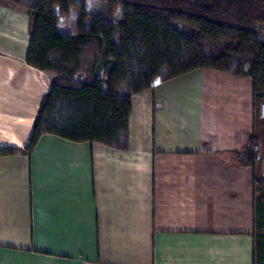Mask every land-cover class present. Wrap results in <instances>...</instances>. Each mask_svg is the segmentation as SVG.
Wrapping results in <instances>:
<instances>
[{"label":"crops","instance_id":"1","mask_svg":"<svg viewBox=\"0 0 264 264\" xmlns=\"http://www.w3.org/2000/svg\"><path fill=\"white\" fill-rule=\"evenodd\" d=\"M31 25L0 0V148L22 150L0 155V264H255V171L235 157L259 136L252 79L174 73L132 96L125 146L26 151L52 86Z\"/></svg>","mask_w":264,"mask_h":264},{"label":"trees","instance_id":"2","mask_svg":"<svg viewBox=\"0 0 264 264\" xmlns=\"http://www.w3.org/2000/svg\"><path fill=\"white\" fill-rule=\"evenodd\" d=\"M5 1L31 16L26 61L52 78L26 151L46 133L125 146L132 96L174 73L248 76L255 107L264 100V0H100L93 9L88 0ZM258 145L253 133L237 162L255 171ZM254 210L255 264H264V178L256 172Z\"/></svg>","mask_w":264,"mask_h":264},{"label":"rangeland","instance_id":"3","mask_svg":"<svg viewBox=\"0 0 264 264\" xmlns=\"http://www.w3.org/2000/svg\"><path fill=\"white\" fill-rule=\"evenodd\" d=\"M99 3H100V0H88V8L89 9L97 8ZM77 20H78V16L76 15L72 16L70 20L65 23L67 30L76 28L75 23ZM258 107H259V102H257V105H256V117L258 121L257 127H258L259 136L254 133L259 143L258 148H257L258 158H257L256 166H255V172L258 178H264V120H261L258 116Z\"/></svg>","mask_w":264,"mask_h":264},{"label":"built area","instance_id":"4","mask_svg":"<svg viewBox=\"0 0 264 264\" xmlns=\"http://www.w3.org/2000/svg\"><path fill=\"white\" fill-rule=\"evenodd\" d=\"M258 116L261 120H264V100L259 103Z\"/></svg>","mask_w":264,"mask_h":264},{"label":"clouds","instance_id":"5","mask_svg":"<svg viewBox=\"0 0 264 264\" xmlns=\"http://www.w3.org/2000/svg\"><path fill=\"white\" fill-rule=\"evenodd\" d=\"M122 14V13H121Z\"/></svg>","mask_w":264,"mask_h":264}]
</instances>
